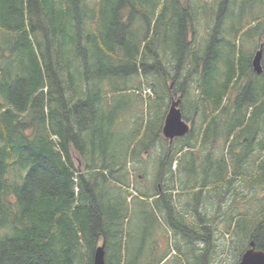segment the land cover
<instances>
[{
  "label": "trees",
  "instance_id": "trees-1",
  "mask_svg": "<svg viewBox=\"0 0 264 264\" xmlns=\"http://www.w3.org/2000/svg\"><path fill=\"white\" fill-rule=\"evenodd\" d=\"M184 2L180 17L133 0H0V264H92L98 242L105 264H131L134 199L142 218L202 240L197 262L207 264L209 219L198 205L212 194L211 220L241 242L238 261L251 241L264 253V45L261 74L251 67L264 0ZM199 9L206 31L196 37ZM132 89L150 92L153 113L144 125L140 113L123 146L114 127ZM170 94L191 125L171 145L160 136ZM150 134L160 152L151 187L128 193V160ZM176 191L191 196L196 224Z\"/></svg>",
  "mask_w": 264,
  "mask_h": 264
},
{
  "label": "rangeland",
  "instance_id": "rangeland-1",
  "mask_svg": "<svg viewBox=\"0 0 264 264\" xmlns=\"http://www.w3.org/2000/svg\"><path fill=\"white\" fill-rule=\"evenodd\" d=\"M178 1V3H177ZM185 0H133L134 7H143L147 12H150L152 6L156 3L159 5L165 4L166 14H169V12L172 13L176 12L180 17H182V6L185 4ZM205 1H213L215 4H218L221 0H199V6H202V3ZM249 1V0H247ZM251 1V0H250ZM120 3V2H119ZM263 9L261 8L260 11ZM201 13L200 9L195 13V26L194 30H196V37H199L200 34L205 33V26L201 25ZM203 24V23H202ZM190 33V32H189ZM191 36V34H190ZM197 41V40H196ZM195 42V41H194ZM173 75H169V77L166 78V88L169 87L172 84V77ZM140 85H138V81H134V84L138 86L139 90L142 89V85H147L146 80L142 78V80H139ZM150 82L151 80L148 79ZM147 81V82H148ZM137 89H132L129 92H127L129 95V98H126L128 102H124L122 105L119 104V107L122 108V112L120 116H123L121 119H119L115 123L114 131L116 135V139L119 137L122 138L123 146H128L131 139L134 138L135 133L140 125V113H141V119H142V125L149 123L151 114L153 113L152 110L149 108H144V104L146 100H148L146 93L148 94V91H144V93L137 92ZM133 92L135 95H133ZM168 92V91H167ZM133 95V96H132ZM171 94L169 95V98H165L164 105H162V109L165 112V116L167 113V110L172 102L177 101L178 95H174L171 99ZM154 100V99H153ZM152 100V96L150 97V101ZM173 100V101H172ZM140 105L141 107H138L136 105ZM143 106V107H142ZM150 116V117H149ZM189 127H191L190 122H188ZM162 136V135H160ZM138 140V139H137ZM152 140V136H148L147 141L143 140L139 143H134L136 152L139 153L138 156L131 157L128 160V164L126 166L128 172L130 173L129 177V183L130 188H128V193H132V190H134L135 187L137 189L142 188V186H148L151 187V182L153 178L154 170L157 166L156 163H153L154 159L153 157H156V155L160 154L159 152V141L154 143H149V141ZM145 143V144H144ZM149 143V144H147ZM133 145V144H132ZM131 145V146H132ZM181 154H178L176 157V162H178ZM176 164V163H175ZM130 165V166H129ZM155 190L161 191L160 185L154 186ZM177 192V191H176ZM207 192V191H206ZM245 192V189H244ZM179 195L176 197L178 211L181 214H184V218L189 222V224H196V217L192 212L193 202L186 193H180L177 192ZM177 193H175L177 195ZM208 193V192H207ZM192 194V193H191ZM245 194V193H243ZM212 199L201 200V203L198 205L199 211H206L207 218L209 219L207 223L208 229H210V238L209 243L210 246L208 248V257L209 260L207 264H236L239 257L240 252V243L237 241V238L232 235L231 233H226L223 228V223H219L218 226L215 223H213V220L211 218H214L215 215V208H216V199L214 194H212ZM240 197V196H239ZM242 199V200H241ZM240 201H243V204L248 200V198H239ZM228 204V203H227ZM230 204V203H229ZM204 206V207H203ZM256 207V205H254ZM240 207H242L240 205ZM130 208H132V215L130 218V222L128 224L130 228V237L128 239V249L131 254V264H137L138 261H134L133 257H135L138 253L142 254L143 259L140 261L139 264H155L157 263L161 257L163 256V253H169L163 263L161 264H199L197 260L201 259L200 250L204 249V242L200 239L194 240L191 237L193 235L190 234L187 238L192 240V242L188 243L186 239L182 238L181 236L177 235L174 236V231L170 230L168 226L166 225V222L163 221L162 223V217L160 218L156 215L155 218L153 217L152 213L151 217L148 219L146 217L142 218L140 215V211L142 209L140 203L137 201V199H134L133 202L130 204ZM205 208V209H204ZM225 208V206H224ZM254 207L251 206V209ZM149 209V208H147ZM251 209L249 212H251ZM235 212V208L232 210V212ZM186 215V216H185ZM161 219V220H160ZM223 220V217L221 218ZM219 219V221H221ZM210 221H212V224ZM225 224V223H224ZM167 226V227H166ZM211 227V228H210ZM215 227V230H214ZM160 228L162 232L160 231ZM165 229V230H164ZM168 235V240H170L168 249H167V243H166V236ZM179 243V244H178ZM101 244V242H98V246ZM170 245H172L170 247ZM178 247V250H177ZM168 250V251H167ZM192 250V252H191ZM184 252L183 255L180 254V252ZM210 251V252H209ZM187 252V253H186ZM177 255V256H175ZM180 256V258H178Z\"/></svg>",
  "mask_w": 264,
  "mask_h": 264
},
{
  "label": "water",
  "instance_id": "water-1",
  "mask_svg": "<svg viewBox=\"0 0 264 264\" xmlns=\"http://www.w3.org/2000/svg\"><path fill=\"white\" fill-rule=\"evenodd\" d=\"M261 43L259 49L254 53L251 60L252 70L257 74L262 72V46ZM179 100L172 102L164 118V122L161 128L162 136L168 141L169 145L172 144L175 138L184 137L190 130L188 123L183 120L181 110L179 108ZM105 251L104 244L101 243L96 247L92 264H105ZM236 264H264V253L255 249L254 242H249V247L242 253L239 261Z\"/></svg>",
  "mask_w": 264,
  "mask_h": 264
},
{
  "label": "built area",
  "instance_id": "built-area-1",
  "mask_svg": "<svg viewBox=\"0 0 264 264\" xmlns=\"http://www.w3.org/2000/svg\"><path fill=\"white\" fill-rule=\"evenodd\" d=\"M148 93H150V92L148 91Z\"/></svg>",
  "mask_w": 264,
  "mask_h": 264
}]
</instances>
